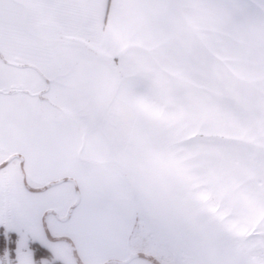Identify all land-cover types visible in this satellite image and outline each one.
<instances>
[{
	"label": "snow or ice",
	"instance_id": "snow-or-ice-1",
	"mask_svg": "<svg viewBox=\"0 0 264 264\" xmlns=\"http://www.w3.org/2000/svg\"><path fill=\"white\" fill-rule=\"evenodd\" d=\"M59 7L107 45L98 99L123 145L121 212L154 264H264V0ZM33 187L0 176V264L49 256L47 185Z\"/></svg>",
	"mask_w": 264,
	"mask_h": 264
},
{
	"label": "crops",
	"instance_id": "crops-1",
	"mask_svg": "<svg viewBox=\"0 0 264 264\" xmlns=\"http://www.w3.org/2000/svg\"><path fill=\"white\" fill-rule=\"evenodd\" d=\"M68 2L0 0V69L18 88L0 92V176H32L31 191L47 185L46 264H63V249L75 264H154L147 236L131 233L121 212L131 196L123 145L98 99L107 45L73 31L80 18L59 7Z\"/></svg>",
	"mask_w": 264,
	"mask_h": 264
},
{
	"label": "rangeland",
	"instance_id": "rangeland-1",
	"mask_svg": "<svg viewBox=\"0 0 264 264\" xmlns=\"http://www.w3.org/2000/svg\"><path fill=\"white\" fill-rule=\"evenodd\" d=\"M17 79V76H9L8 73L6 72H3L1 69H0V92H12V91H16V89H18L17 87L15 88L14 86L10 88V86L12 85L13 81H15ZM10 88V89H9ZM8 89V90H7ZM19 118H17L18 120ZM84 152L82 151V154L83 155ZM4 156L2 155V153L0 152V161L1 159H5L3 158ZM7 168V167H6ZM4 170H7V169H4ZM51 196L48 197V199H50ZM46 215L48 216L47 212H46ZM65 249L63 250H58V254H55V257L60 260L63 264H75L74 262V259L73 257L71 256L70 252H67L65 254Z\"/></svg>",
	"mask_w": 264,
	"mask_h": 264
},
{
	"label": "built area",
	"instance_id": "built-area-1",
	"mask_svg": "<svg viewBox=\"0 0 264 264\" xmlns=\"http://www.w3.org/2000/svg\"><path fill=\"white\" fill-rule=\"evenodd\" d=\"M39 264H46V262H45L44 260L41 259V260L39 261Z\"/></svg>",
	"mask_w": 264,
	"mask_h": 264
},
{
	"label": "trees",
	"instance_id": "trees-1",
	"mask_svg": "<svg viewBox=\"0 0 264 264\" xmlns=\"http://www.w3.org/2000/svg\"><path fill=\"white\" fill-rule=\"evenodd\" d=\"M45 259H47L48 261H50V255L48 257H46ZM53 264H57V263H53Z\"/></svg>",
	"mask_w": 264,
	"mask_h": 264
},
{
	"label": "water",
	"instance_id": "water-1",
	"mask_svg": "<svg viewBox=\"0 0 264 264\" xmlns=\"http://www.w3.org/2000/svg\"><path fill=\"white\" fill-rule=\"evenodd\" d=\"M135 256L134 255H132V256H130V259H133Z\"/></svg>",
	"mask_w": 264,
	"mask_h": 264
}]
</instances>
